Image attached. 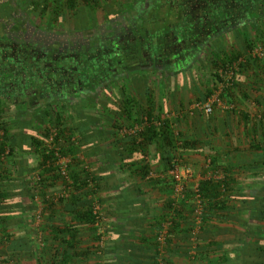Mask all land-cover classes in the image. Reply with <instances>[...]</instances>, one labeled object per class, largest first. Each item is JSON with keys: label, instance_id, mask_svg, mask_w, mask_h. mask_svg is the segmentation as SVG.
Returning a JSON list of instances; mask_svg holds the SVG:
<instances>
[{"label": "crops", "instance_id": "1", "mask_svg": "<svg viewBox=\"0 0 264 264\" xmlns=\"http://www.w3.org/2000/svg\"><path fill=\"white\" fill-rule=\"evenodd\" d=\"M27 1L4 0L3 7L0 6L1 26L3 21L11 25L13 23V27L20 21L30 22L33 17L31 15L40 13L42 20L38 16L33 19L37 24L46 23V27H59L62 24L72 27L78 23L87 27L88 18L79 17L77 20L76 16L71 20L65 17L63 19L61 13H55L59 12L58 8L48 6L43 11L41 6L34 8L21 4ZM43 1L46 0H39L40 3ZM82 1L84 4L89 2ZM174 1L127 0L125 2L130 9L126 12L136 14L133 20L138 23L131 22L130 18L115 22L129 27V34L132 32L137 37L136 42L125 40L118 46L126 54L138 57L136 61L141 65L127 73H123L121 69L120 73L123 75H120L119 81L107 84L104 102L101 104V112L105 114L100 122L101 127L96 129L97 126L90 123V128L86 129V137L93 136L96 130L102 132L100 141H96V144H101V160L97 163L93 159L90 163L96 175L103 177L96 194L101 207H104L98 231L95 233L76 225L72 220L70 207L55 206L51 213L42 208L39 194L30 200L26 190V195L22 198L25 207L26 204H33L35 207L33 224L27 218L23 222L29 230L37 227L40 220L47 218L58 230L60 237L65 235L62 231L71 228L70 236L73 241L71 240V248H68L69 252L75 251L77 255L85 252L83 254L86 258L67 264H136L134 260L138 261L137 264H150L153 239L146 238L138 229L142 228V221L145 220L143 215L146 213H149L147 220H161L166 204L173 198L171 188L166 183L169 172L161 159L162 151H173L169 152L171 154L176 151L174 154L180 157L191 172L186 188L193 189L200 180L206 178L223 184L222 192L220 189L219 193L216 190L207 193L212 199L210 201L223 208L204 210L202 215L205 218L199 222H195L193 218L188 224L192 227L190 234L176 236L177 244L186 252L174 256L170 264H264V59L241 65L234 87L220 95V103L213 106L212 114L206 115L196 107L197 103L206 102L217 90V71L226 60L244 53L249 46L264 43V15L262 12L257 15L252 12L253 19L248 22L244 12H249L250 9L253 11V7L246 4L227 11V8L222 7H203V0H198L197 7L194 6L193 9L188 5L189 0ZM59 2L66 3L65 0ZM217 9L218 16L215 14ZM83 10L87 11V7ZM207 13L215 21L207 20ZM239 15L241 19L238 18ZM182 23L187 27L182 33L185 37L177 38L172 30L181 28ZM156 33L161 35L152 41L150 37ZM181 41L188 45L194 43L197 48H193L194 52L190 49L181 57L183 61H188V65H181L179 62L175 65L166 64L164 68L151 66L148 59L159 57L157 55L161 51L169 46H176ZM113 53H109L108 60L116 57L111 56ZM106 72L111 74L108 70ZM127 99L131 102L127 107L130 116L125 115ZM94 112L97 111L83 110L81 114H84L79 119L84 120ZM145 118L156 124H153L156 127L157 123L161 124L165 120L171 132L172 148L162 145V141L155 138L154 142L148 143L142 150L141 147L129 150L127 138L133 136L136 143L140 141ZM25 121L27 119L20 122ZM134 127H140L135 134L119 133L121 128ZM21 143L25 150H29V141L24 133ZM87 149V153H93V148ZM15 156L19 160L17 168H21L24 173L20 182L29 186V174H26L36 171L39 157L33 151H15ZM49 191L52 194L60 193L62 186L57 183L54 188H48L47 192L50 193ZM12 194L9 192L10 196L0 200V219L18 216L7 208L19 199V196ZM94 205L99 206V201L96 200ZM128 210L139 215L129 217ZM120 216L124 218L121 220ZM201 235L211 241L212 251L202 254L196 252L198 248L195 238H201ZM55 243L60 244V240ZM199 243L202 244L201 241ZM2 246L0 244V252L7 251V246L6 249ZM117 247L128 253L127 259L113 256ZM46 259L47 254L44 255L43 264ZM24 260L19 264H37ZM156 260L160 264L158 257Z\"/></svg>", "mask_w": 264, "mask_h": 264}, {"label": "trees", "instance_id": "2", "mask_svg": "<svg viewBox=\"0 0 264 264\" xmlns=\"http://www.w3.org/2000/svg\"><path fill=\"white\" fill-rule=\"evenodd\" d=\"M94 1L95 3L97 2V0ZM227 1L230 2V0ZM27 2L34 8H37L39 5L38 0H28ZM65 2V5H67V7H75L76 0H65ZM57 4L59 8V0ZM47 8L48 2L46 0L44 1L42 10L44 11ZM237 56H235V58L231 60H235ZM130 103L131 102L128 99L125 100L126 116H130L128 112L129 109L127 108L128 104ZM63 108L65 109H62V112L64 114V112L68 109L64 106ZM94 109L96 111V108L93 107L92 110ZM44 111L45 112H43V115L41 116L42 121L46 118L51 117L50 111ZM122 111L123 113L125 112L124 109ZM61 115L62 114H60L57 119L52 118V122H54L57 127L55 126V128L53 127V129L47 130L45 133H40L35 130L31 120L25 121V123L16 122L12 124V126L6 127L4 124L5 122L2 121V118L4 119V112L0 109V200L6 198L7 196H10L9 192H12L13 196H19L18 201L12 202L11 205L7 207L11 210L9 212H13V214L18 216H5L3 217V219H0V244H3V246L7 245V251H4V253L0 252V264H19V262L25 258L27 260L34 258L35 263L43 264L42 260H44L45 254H47L45 264H67L68 262H73L74 260L81 261L86 258V255L83 254L85 252H82L79 255H77L75 251H73L72 253L69 252L70 249L68 248H71V243L73 241V238L70 236V227L66 228L64 232L62 231V234L65 233V235H63L62 237L57 234L58 230L56 231L53 225L48 221V218L40 220L37 227H34L33 229L31 228L29 230V228H26L27 226L25 227V224L23 222L26 220V218L27 220L31 221L32 224L35 220L34 205L26 204L27 207H25L22 201L23 196L26 195V190H28V198L30 200L33 199L36 194H39V196L42 198L41 206L48 212L52 213V210L54 209L53 207L55 206H64L66 208L70 207L69 211L72 214V220L76 225H81V227H86L87 229L92 230L96 233L100 225L102 224L101 220L103 218L104 207H101V201L99 199V196L97 197L96 194L100 188L98 186L99 181L103 177L101 175H96L90 164L91 160L93 159L94 161L96 160L95 162L97 163L101 160V144H96V141L97 139L100 141L102 132L101 130H96L93 136L86 137L85 135L86 129L90 128V123H94V126H97L96 129H99L101 127L100 122L105 114H103L101 111H97L93 114H90L89 117H86V119L81 120L79 119V113L69 110V119L67 121V124L63 121ZM64 118L66 120V117ZM87 119H90L92 122L90 120L87 121ZM54 130L56 132L51 142L53 149L47 150V148L43 145L44 140L47 139V137H49V135ZM36 132H38L39 134H36ZM23 133L28 138L29 150H24L22 147L21 137L23 136ZM90 134L91 133H89V135ZM140 136L141 139L140 141H138V143H136L137 141L133 136L127 138V144L130 146V151H133V147H141L142 150L145 145L154 142L155 138L161 140L162 145L166 144L170 148L173 147L171 132L169 131V127L165 120H163V122L158 127L154 126L153 124L145 126ZM87 148H93L91 150L93 151V153H87ZM23 150L33 151L39 157V166L36 168V171H38L36 174V178H38L40 187L37 189L36 194L31 192L33 186L36 183L35 181H33V177H31V174H26V176L28 175L29 177V181H27L28 183H30L29 186H26L22 184V182H20V178L24 173L21 168H17V162H19V160L16 159L15 151ZM169 152L173 151H162L163 155L161 157L167 170L171 168L172 159L180 158L179 156L174 154L176 151H174V153L172 154ZM55 153H57L60 157H67L70 159V163L68 164L67 183L64 182L59 176L58 168L55 165ZM57 183H60L62 189L63 187L66 188L67 194L66 196L59 197L56 199V201H54L53 197L56 193L52 194L51 191H49L50 193H48L47 189L54 188ZM166 183L170 186L171 192L173 193V180L170 177H167ZM222 185V182L220 183L211 178H206L198 182L196 193L194 192V188L191 189V187L189 186L190 188L188 189L185 187L182 193L183 198L179 200H174V198L170 199L166 204V209H164L165 212L162 215L161 220L159 221L158 219L147 220L146 217L149 213L143 211L146 213L143 215V218L145 220L142 221V228L138 229V232L146 235V238L151 237L153 239L154 249L149 255V258H151L150 264H159V262H157L156 260L157 257H160V264H170L171 259L174 256L185 254V249L177 244L176 236L178 234H180L178 236L181 237L184 235H188L192 230V227L188 224L193 221L194 218L193 213L195 210V195H198L201 205L200 219H204L205 217L204 215H202V213H204V210L208 211L212 207H218L221 209L223 208V206L218 205V203L210 201L212 199L207 194L209 191L214 190L219 193L220 189L222 192ZM96 200L97 202L99 201V220H97L96 218L97 214L93 213V207ZM132 210H128L129 217H136L139 215H134L132 213ZM24 211H26L27 213L24 214ZM122 218L124 217L120 216L121 220ZM165 220L169 221V227L166 237V243L164 246H162V252L160 254L159 244L156 241V231L159 225ZM9 227L10 229H8ZM75 228L76 226L74 225V229ZM25 230H29V232L25 234ZM133 231L134 230H131V232ZM45 232H47L48 235ZM32 237L34 240L37 239V241H33L31 239ZM95 237L98 238L97 236ZM195 239L196 246L198 248V250L196 251L197 253L202 254V252L204 253L212 251V243H210L211 241L208 240L207 237L201 235V238L196 237ZM56 240H60V244L55 243ZM125 240L127 241V239ZM200 241L202 242L204 247H202L203 245L199 243ZM106 246L107 245H105L104 248H106ZM200 248L202 250H200ZM127 255L128 253L124 249L119 250L118 247L114 250L113 254V256H123L126 259ZM134 262L136 264L138 263L137 260H134Z\"/></svg>", "mask_w": 264, "mask_h": 264}, {"label": "flooded vegetation", "instance_id": "3", "mask_svg": "<svg viewBox=\"0 0 264 264\" xmlns=\"http://www.w3.org/2000/svg\"><path fill=\"white\" fill-rule=\"evenodd\" d=\"M220 1L203 0L201 6H219ZM231 1L230 9L238 8L239 1ZM243 3H246L245 0ZM246 5L253 7L254 13L262 12L264 15V0H250ZM238 18L241 19V16ZM118 20L123 19L116 17L104 23L103 27L83 29L79 34L63 38L65 40L42 33L32 35L28 23L21 22L22 28L18 30L14 29L13 23L0 24V49L3 51L0 57L6 59L7 64L3 65L8 69L6 75L5 71L0 75V107L4 103L8 108L7 114L10 111L19 114V120L13 116L18 123L39 119L44 110L52 111L65 106L68 111L78 113L86 109L90 111L98 102H104L107 84L118 82L124 72L141 65L136 61L138 57L126 54L118 46L125 40L136 42L137 39L132 32L129 34V27L115 24ZM195 46L194 43L188 45L181 41L148 61L156 68L181 63L184 60L181 57L190 49L194 52ZM110 52H114L111 56L116 57L108 60ZM6 54L12 57L7 58ZM24 58L28 60L27 65L30 64L28 67L24 65ZM107 70L111 74H107ZM62 73L66 78L61 77ZM28 113L34 116L29 118Z\"/></svg>", "mask_w": 264, "mask_h": 264}, {"label": "rangeland", "instance_id": "4", "mask_svg": "<svg viewBox=\"0 0 264 264\" xmlns=\"http://www.w3.org/2000/svg\"><path fill=\"white\" fill-rule=\"evenodd\" d=\"M2 0H0V6L4 3V0L1 2ZM89 2L88 3H86V4H84V2L82 1V0H79V2H77L76 4H75V7H67V5H65V3L63 4V3H60L59 4V8H58V1H56V0H47V2H48V6H50L51 8L53 7V8H58V11L59 12H56V14L57 13H61V16H63V19H64V17L65 18H67L68 20H71V19H74L76 16V18H77V20L79 19V17H80V19L81 18H84V19H87V27H82L81 26V24L80 23H78V25L76 24V25H74V26H72V27H70V26H68V25H59V27H55L56 25H53L52 27H46V23H40V24H37L35 21H34V17L35 16H38V18L39 19H43V18H40V13H39V15H31V16H33V17H31L30 19H31V21L29 22V21H27V20H25V21H20V22H18V23H16L15 24V30H18V29H20V28H22L20 25V23L22 22V23H28L29 24V27H30V29H31V33L30 34H32V35H34V34H38V33H42V34H46V35H50V36H52L53 38H56L57 40H59V38H60V40L61 39H63V38H66V37H68L69 35H74V34H79L80 32H81V30H83V29H93V28H96V27H103L104 26V23H106L108 20H111V19H115L116 17H119V19H135L136 18V14H134L133 13V15H132V12H130V13H128V15H127V12L126 11H128L127 9H130V8H127V4H126V2L125 1H127V0H97V2L95 3V1L94 0H88ZM176 1V0H175ZM174 1V2H175ZM220 1V0H219ZM239 1V7H241L242 5H245L248 1H250V0H245V2L246 3H243V1L244 0H238ZM255 1H257V0H255ZM260 1V0H259ZM38 2H39V0H38ZM221 2V1H220ZM229 2V1H228ZM227 2V0H222V2H221V4H219V6L218 5H214V7L216 6L217 8L219 7L220 9H222V8H227V9H225V10H227V11H230L229 9H230V6H232V5H230L231 3H232V1H230L229 3ZM40 3V2H39ZM224 3V4H223ZM21 4L22 5H25V6H30V7H33L32 5H29L28 4V2H21ZM43 4H44V1H43V3L41 2L39 5H38V7H42L43 6ZM188 5H192L190 8L191 9H193L194 8V6L195 7H197V3H196V0H191V1H189V4ZM61 6V7H60ZM81 6H84L83 7V9H85V6L87 7V11H84L83 9L82 10H78V8L79 7H81ZM248 6V5H247ZM2 7H3V5H2ZM222 7V8H221ZM124 9H126L125 11H122V10H124ZM75 10V11H74ZM224 10V9H223ZM253 11L250 9V11L249 12H244L245 14H244V16H245V18L247 17L248 18V22H250L252 19H253V16H254V13H252ZM29 13V12H28ZM30 13H32V12H30ZM36 14H38L37 12H36ZM215 14H216V16H218L219 15V12H218V9H217V11H215ZM127 15V16H126ZM132 15V16H131ZM208 15H209V17H208ZM257 15V14H256ZM215 16V17H216ZM208 17V18H207ZM35 18H37V17H35ZM206 19L207 20H209V21H215V18H213V17H211V15H210V13H207V15H206ZM131 20V22H137L138 23V21H136V20H133L132 21ZM3 23L6 25V24H8L9 22H6V21H3ZM183 25L181 26V28H178V29H176V30H172V33L173 34H175V36H177V38H179V37H185V35L183 34L182 35V33H183V31L184 30H186V28H185V23H182ZM45 26V27H44ZM5 27V26H4ZM5 28H8V27H5ZM2 30L3 31H5V29H3L2 28ZM159 31H161V29L159 30ZM163 32V31H162ZM161 32V33H162ZM161 33L160 34H158L157 35V33L156 34H154V35H151L152 37H150V39H152V41L153 40H155V39H157V38H159L160 37V35H161ZM135 36H137V35H135ZM206 36V35H205ZM204 36V37H205ZM209 36V35H208ZM63 40H65V39H63ZM139 42V41H138ZM140 44H141V42H140ZM259 44V43H258ZM2 53H3V51H1V49H0V56L2 55ZM14 54H15V52H14ZM7 56V58H8V56H9V58L10 57H12L11 55H5V57ZM29 59V58H28ZM9 61V60H8ZM5 62H6V59H4V58H1L0 57V75H3V73H4V71H5V75H6V73L8 72V69L7 68H5L4 67V65L3 64H5ZM24 62H26L24 65H26V67H28L29 65H27V63H28V60L26 59V58H24ZM31 63V62H30ZM7 64V63H6ZM5 64V65H6ZM181 65H188V61H183V62H181L180 63ZM175 65V64H174ZM152 66V65H151ZM30 72V71H29ZM61 75V74H60ZM63 76V79L64 78H66V76L62 73V75H61V77ZM60 77V76H59ZM60 79H62V78H60ZM71 88H73L72 86H71ZM56 95H58L59 96V94H56ZM102 103L101 102H98L97 103V105H96V111H98V112H100V111H102V105H101ZM1 105V104H0ZM7 105L6 104H2V106L0 107V109H1V111H3L4 112V119L2 118V121H4L5 123V126L6 127H10V126H12V124H14V123H16V120H19L20 119V115L18 114V115H16L15 113H13V112H8V114H7V112H6V110L8 109L7 107H6ZM65 107V106H64ZM95 107V106H94ZM62 109H64L63 108V106L62 107H59L57 110H52V111H50L51 112V117H49V118H46L45 120H43L42 121V117H40L39 119H37V118H34V120L32 121V123H33V126H34V128H35V130L36 131H38V132H46L47 130H50V129H53V127L55 128V124H54V122H52V118L53 119H57V117L60 115V114H62L61 115V118L63 119V121L67 124V121H68V119H69V111L67 110V111H65L64 112V114H63V112H62ZM65 110V109H64ZM42 112H45V111H42ZM11 113H13V114H11ZM78 113H79V115H80V117H81V115L83 116V114H81V111H78ZM26 115V114H25ZM24 115V116H25ZM28 115H29V118H32L34 115H32V114H30V113H28ZM13 116H14V118L16 119H14L13 118ZM64 117H66V120H65V118ZM33 119V118H32ZM37 120V121H36ZM57 127V126H56ZM119 129V128H118ZM38 132H36V134L38 133ZM39 134V133H38ZM50 140H49V137H47V139H45L44 140V143H43V145L47 148V150L48 149H52L53 148V146H52V143L50 142V143H48ZM24 149V148H23ZM25 150V149H24ZM23 150V151H24ZM37 172L38 171H33V172H28V174H31V177L33 176V177H35V174H37ZM31 182V181H30ZM37 195V194H36ZM33 241H37V239H33V237L31 238ZM7 246V245H6ZM6 246H2L3 248H5L6 249ZM1 247V248H2ZM2 253H4V252H2ZM1 253V254H2ZM26 259V258H25ZM31 260V262L33 261L34 263H35V259L34 258H31V259H29L28 261H30ZM22 261H25L24 259L22 260ZM33 264V263H32Z\"/></svg>", "mask_w": 264, "mask_h": 264}, {"label": "built area", "instance_id": "5", "mask_svg": "<svg viewBox=\"0 0 264 264\" xmlns=\"http://www.w3.org/2000/svg\"><path fill=\"white\" fill-rule=\"evenodd\" d=\"M263 59H264V43H259V44H255L252 47L248 48L244 53L239 54L235 60H231V61L229 60V61L224 62L217 71V79H216L217 90L215 91L214 94H212L211 97H209V99H207L206 102L197 103L196 107L203 110V112L206 115L212 114L213 106L220 103V95L224 91L229 90L234 87L235 82H236V75L241 65L248 61H259ZM149 124H154V123H151L148 118L147 119L145 118L143 120V126L145 127V126H148ZM159 125L160 123H157V126ZM139 128L140 127H134L133 129L121 128L119 130V133L121 135L135 134L137 133ZM55 132L56 131L54 130L49 135L50 141L48 143L52 142V138L55 135ZM55 156H56L55 165L58 168L59 176L64 182L67 183L68 182V164L70 163V159L67 157H60L57 153H55ZM168 172H169V177L173 180L172 190H173L174 200L182 199L183 189L186 187L185 185H186L187 179L192 176L191 172L189 171V169L185 167V165L183 164L180 158L172 159L171 168L168 170ZM33 181H35L36 183L33 186L31 192L36 194L37 189L40 187L38 178H36V174H35V177H33ZM196 187L197 186L194 187L195 193L197 192ZM66 194H67L66 188L63 187L61 193L54 194L53 199L54 201H56L57 198L64 197L66 196ZM35 197H37V195H35ZM194 204H195V210L193 213L194 221L199 222L200 216H201V205H200L197 194L195 195ZM93 213L97 214L96 218L97 220H99L98 215L100 214H99L98 206L94 205ZM168 227H169V221L165 220L164 222L160 224L159 228L156 231V241L159 244V252L160 251L162 252V246H164L166 243ZM159 259L160 257H158V261H160Z\"/></svg>", "mask_w": 264, "mask_h": 264}]
</instances>
